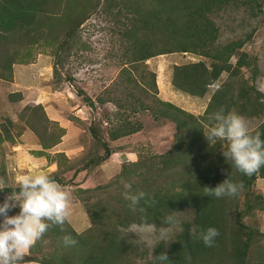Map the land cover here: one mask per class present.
<instances>
[{
  "label": "trees",
  "instance_id": "1",
  "mask_svg": "<svg viewBox=\"0 0 264 264\" xmlns=\"http://www.w3.org/2000/svg\"><path fill=\"white\" fill-rule=\"evenodd\" d=\"M119 1L118 5L121 3ZM131 1H134L135 5L128 4ZM236 1L238 0H126V9L133 18L125 34L131 42L120 70L122 76L120 78L123 83L133 82V90L122 99H112L115 105L119 108L129 106L134 109L133 111L137 104L139 110L150 108L137 100L138 96L133 91L136 93L147 91L143 84L147 75L148 84L157 91L156 73L147 70L144 62L159 54L190 52L209 61L208 64L204 60H199L173 66L171 74L173 88L194 96L201 97L206 94L208 86L224 71L232 77L242 68L254 70L255 58L241 50L243 42L215 44L217 28L209 15ZM60 3L61 0H0V79L12 80L13 65L31 62L33 52L38 48L58 47L59 33H56L58 29L53 27L55 24L62 26L67 43L79 41L77 29L82 19L77 15L70 18L71 5H63L65 12L60 16H55L48 10L50 7L48 4L57 8ZM139 28L142 30L141 38H138ZM64 49H70V45ZM52 55L56 59L52 64L53 75L56 76L61 57L56 50ZM234 55L236 59L232 63L230 59ZM139 63L144 65L140 74L141 80L132 76V71L139 68ZM251 76L254 77V73ZM245 91L242 83L237 92L228 98L224 97V88L213 91L202 116H195L168 100L157 98L158 107L153 109L152 117L154 120L174 124L173 147L166 153L150 155L148 161L139 155L136 161L122 164L121 171L108 184L85 188V192L105 193L104 196L98 193L96 202L87 205L89 227L83 232H77L69 221L64 225V231H61L59 226H52L24 259L39 264H159L155 256L166 253L167 264H189L186 256L191 257L190 264H211L213 259L214 264H222L220 256L226 241L220 229L222 223L219 221L221 218L225 219V210L232 209V224L237 231H243L245 237L232 244L229 257L235 264H246L254 231L242 221L243 214L238 209L237 195L219 199L208 197L205 195V187L214 188L225 179H234L244 185L243 204L246 213L253 208L264 209V196L254 194L250 190L257 177H264V166L252 176H247L233 170L238 174L235 175L229 162L226 165L225 162L218 161L217 165L211 166L208 152L200 156L199 162H194L190 156L195 157L196 154L193 153L195 151L189 141L192 136L199 141H206L203 125L212 126L214 121L209 120V117L220 108H224L225 113L228 111L242 113ZM78 93L91 108L94 106V101L89 96L81 90H78ZM8 96L11 100L21 98L19 91L11 92ZM104 101L99 98L98 102ZM23 110L29 112L27 114L29 119L24 122H27L40 142L41 149L36 153L49 158L47 149L61 141L66 132L65 128L57 121L49 120L41 104L26 106ZM263 111L264 108H255V112ZM113 116H116V122L112 124V128L106 130L109 140L115 141L141 129V124L129 120V114L115 112ZM88 130L93 138L99 139L104 151L103 155L97 156V162L104 161L112 150L103 138L100 139L96 122L92 121ZM258 133L264 140V123ZM11 137L7 128L1 126L0 145ZM217 157L220 158L219 155ZM54 160L57 170L50 175L61 183L62 174L59 175L57 172L61 163L68 159L64 152H56ZM86 167L83 165L81 170ZM124 183H130L133 191L143 190L148 194L152 203L145 204L141 201L145 212L133 213L130 210L128 201L122 195L125 190ZM8 191H11V188L0 191V197ZM228 200L231 204L227 203ZM188 209L194 213L193 222L183 223V229L174 242L167 246L164 243L157 244L149 258L148 251L123 232V229L132 224H153L161 227L165 215ZM190 225L197 233L208 227L218 229L219 236L216 237L214 246L207 247L202 241L195 239ZM65 235H71L78 243L74 247H64L62 239ZM47 240L51 241L52 252L48 256H38L42 244Z\"/></svg>",
  "mask_w": 264,
  "mask_h": 264
},
{
  "label": "rangeland",
  "instance_id": "2",
  "mask_svg": "<svg viewBox=\"0 0 264 264\" xmlns=\"http://www.w3.org/2000/svg\"><path fill=\"white\" fill-rule=\"evenodd\" d=\"M118 1L61 0L57 8L48 4L50 6L48 10L55 16L64 14L63 5H71L70 18H75L77 15L79 19H82L77 29L79 41L67 43L62 26L55 24L53 27L57 28L56 33H59L58 47L53 49L38 48L33 52L34 56L31 62L14 64L13 75L17 74L16 80L13 77L12 80L0 79V127L7 128L12 136L11 139L4 140L0 145V178L8 180L10 185L13 184V180L9 178L7 162L11 159L9 157L12 155L11 147L21 140L22 154L19 162L23 163L27 159V153L40 143L37 135L30 129L27 122H24L29 119L27 116L29 112L23 110L26 106L41 104L48 119L57 121L59 125L65 128L66 132L60 143L54 148L47 149L49 152L48 159L54 162L56 151L64 152L66 156L65 152H67L68 160L61 163L57 173L62 174V178L67 180L68 186L74 184L77 178L78 183L86 186L85 188L108 184L121 171L122 164L136 161L139 155L148 161L150 155L166 153L173 147L174 124L168 121L154 120L152 117L153 109L158 107L157 98L168 100L195 116H202L213 91L224 88V97L228 98L237 92L242 83L246 89L244 93L245 105L242 107V113L238 114L245 118L249 130L253 134L257 133L264 123V111L255 112V108H264V102H262L264 101V0H238L209 15L210 20L217 28L218 35L215 44L224 45L230 41L243 42L241 50L255 58L256 68L254 70L242 68L236 76L232 77L224 71L216 81L211 83L212 85L208 86L207 93L200 97L173 88L171 74L174 65L199 60H204L208 64L207 59L190 52L156 55L144 63L147 65V70L156 73L157 91H154L148 84L149 76L147 75L143 81L147 91H138L139 95L138 92H133L138 96L137 100L150 108L139 110L137 104L135 111L129 106L119 108L113 101L122 99L133 90V82H121L120 73L128 53L127 48L131 42L125 34L130 28L133 16L126 9V0L119 1L121 2L120 5H118ZM128 4L135 5V2L131 1ZM141 33L142 30L139 28L138 38L142 37ZM156 44L155 42L154 45L156 46ZM69 45L70 49L65 50L64 48ZM55 50L61 57L57 67L58 75L56 76L53 75L52 68V64L56 60L52 55ZM235 59L236 56L234 55L230 60L234 63ZM139 65L137 70L132 71V76L141 80L140 74L144 65L142 63ZM252 73H254V77L251 76ZM78 90L84 92L94 101L92 108L79 95ZM17 91L20 92L21 98L18 100L9 99L8 94ZM99 98L105 101L100 103L98 102ZM239 104H241L240 100ZM115 112L129 114V120L132 123L141 124V129L115 141L109 140L106 130L115 124L116 116H113ZM92 121L98 125L100 139L103 138L109 149L112 150L108 157L100 162H97L96 158L103 155L104 151L101 142L98 141L99 139L93 138L88 130ZM209 127L208 124H204L203 130L207 132ZM40 130L42 132L41 127ZM189 141L192 143L193 151H195L193 153L196 154L195 157L190 156L194 162H199L200 156L208 152V158L212 162L211 166L217 165L218 161L225 162L227 165L228 161L223 155V151L227 150V141H216L214 144H210L207 139L206 141H199L194 136ZM116 151L122 152V154L114 155ZM128 152H133L134 156L131 158L134 160H126L129 156ZM68 157L72 158L69 159ZM228 164H230L232 171H237L230 162ZM83 165L87 166L84 168L86 171L81 170ZM210 170L212 173L211 168ZM235 171H233L235 175H238ZM231 181L237 182L234 179ZM84 189H74V187L68 189L75 193V198L79 203L76 207L77 210H80L84 218H87L88 223L75 224V228L79 232L85 231L90 225L86 212L87 205L95 203L97 194L101 193L100 191L85 192ZM250 190L254 194L264 196V177H257ZM9 192L0 197V203L3 202L5 195ZM73 193H71L72 200ZM101 194L104 196L105 193ZM243 194L244 190L237 194L238 209L243 214L241 217L244 225L254 231L246 264H264V209L253 208L252 211L246 213ZM227 203L231 204V201L228 200ZM18 212L19 208L17 207L9 211V214L15 215ZM231 214L232 209L225 210V219L221 218L219 221L222 223V227H219L226 241L224 251L220 256L222 264H235L234 261L230 260V249L234 242L243 240L245 237L243 231H237L233 226ZM174 215L179 224L171 227L169 235L171 240L167 243L160 241L157 244L164 243L167 246L174 242L183 229V223L191 224L194 219V213L191 209L175 212ZM132 225L137 226L139 234L131 231L127 233L129 227L123 229V232L131 240L146 249L149 258L152 252L151 244L162 226L156 227L153 224ZM190 229H193L191 225ZM52 249L51 241L47 240L42 244L38 256H48ZM214 262L215 259L212 260L211 264Z\"/></svg>",
  "mask_w": 264,
  "mask_h": 264
},
{
  "label": "clouds",
  "instance_id": "3",
  "mask_svg": "<svg viewBox=\"0 0 264 264\" xmlns=\"http://www.w3.org/2000/svg\"><path fill=\"white\" fill-rule=\"evenodd\" d=\"M209 120L214 121V124L207 132L204 131L206 139L210 144L227 141V150L223 151V155L238 172L252 176L264 166V140L258 132L253 134L249 130L242 115L235 111L225 113L224 108H220ZM123 187L125 190L122 195L128 201L130 210L133 213L145 212L141 201L145 204L152 203L148 194L143 190L133 191L130 183H124ZM6 188H11V191L0 203V217L3 218L0 220V264H20L50 227L59 226L64 231V225L72 215L71 192L50 174L42 171L19 175L11 185L4 178H0V191ZM243 188L242 182L225 179L214 188L205 187V195L218 199L235 197ZM17 207L18 214H8ZM178 224L174 214L164 216L162 227L151 244L152 251L158 242L167 243L171 240L170 229ZM130 231L139 234L136 225L129 226L127 233ZM191 232L195 239L202 241L207 247L214 246L215 239L219 236L215 227H208L198 233L193 228ZM77 243L71 235H65L62 239L66 248L74 247ZM155 260L159 264H167L168 256L160 253L155 256ZM186 260L190 264L191 257L186 256Z\"/></svg>",
  "mask_w": 264,
  "mask_h": 264
},
{
  "label": "crops",
  "instance_id": "4",
  "mask_svg": "<svg viewBox=\"0 0 264 264\" xmlns=\"http://www.w3.org/2000/svg\"><path fill=\"white\" fill-rule=\"evenodd\" d=\"M14 67H15V65L13 66V68ZM24 68L26 69V67H24ZM17 69H19V68H17ZM13 79L14 80L17 79V74L13 75ZM20 141L21 140H19L18 143H16V145H13L11 147L12 148V150H11L12 155L9 156V157H11V159H9V161L7 162V165H8L7 170L9 169L7 172L10 175L9 178H11L13 180V182L17 176L22 175V174L35 173L37 171H42V172L51 174L57 170L56 163L49 160L46 155H42V154L39 155L36 153L41 149V146L39 145V143L36 144L34 148H32L33 149L32 151H29L27 153V159L23 163H20L19 158L22 154V151L20 148V146H21ZM54 147H56V145ZM56 152H59V151H56ZM65 153L67 154V156H69L67 152H65ZM120 154H122V152L116 151L114 153V155H117V156ZM127 154L129 156L126 160H134V158H131L134 156L133 152H128ZM68 158L71 159L72 157H68ZM82 171H86V170L82 169ZM61 178H62V175H61ZM76 179H75V183L71 184L69 186H68V182H66L67 180H65L64 178H62L61 183H59V182L58 183L60 185H62L65 189H67V188L69 189V187H72V188L74 187V189H78V188L84 189L86 186H84L81 183H78V180H76ZM7 182L10 183L8 180H7ZM71 193H73V191H71ZM73 194H74L73 200L71 199V201H72V215L69 218V223L72 225V227L75 229V231H77V229L75 228V224L82 225L84 222H87V218L86 217L84 218L82 212L80 210H77L78 208H76V207L78 206L79 203L77 202V200L75 198L76 197L75 193H73ZM9 215H11V214H9ZM2 219L3 218L0 217V220H2ZM88 227H89V225H88ZM77 232H79V231H77ZM25 257H27V256H25ZM20 264H39V263L36 261H33V260L24 259L23 261L20 262Z\"/></svg>",
  "mask_w": 264,
  "mask_h": 264
}]
</instances>
